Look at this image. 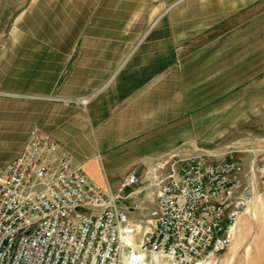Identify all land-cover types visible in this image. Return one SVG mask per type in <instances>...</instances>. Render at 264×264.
I'll use <instances>...</instances> for the list:
<instances>
[{"label":"crops","instance_id":"obj_1","mask_svg":"<svg viewBox=\"0 0 264 264\" xmlns=\"http://www.w3.org/2000/svg\"><path fill=\"white\" fill-rule=\"evenodd\" d=\"M253 26L264 0H0V167L36 127L106 193L137 171L132 207L185 140L189 68L197 89L233 69ZM211 264H264V194Z\"/></svg>","mask_w":264,"mask_h":264},{"label":"built area","instance_id":"obj_2","mask_svg":"<svg viewBox=\"0 0 264 264\" xmlns=\"http://www.w3.org/2000/svg\"><path fill=\"white\" fill-rule=\"evenodd\" d=\"M252 172L264 192V159L247 169L175 154L130 207L123 190L141 183L137 171L106 193L34 127L22 153L0 167V264H211L257 197Z\"/></svg>","mask_w":264,"mask_h":264},{"label":"rangeland","instance_id":"obj_3","mask_svg":"<svg viewBox=\"0 0 264 264\" xmlns=\"http://www.w3.org/2000/svg\"><path fill=\"white\" fill-rule=\"evenodd\" d=\"M248 28L247 40L235 43L233 69H219L214 80L204 79L203 88L197 89L200 75L189 68L186 137L178 148L183 150L180 156L203 155L212 162L235 159L247 169L264 159V26L261 32L256 26ZM183 50L176 48L178 53ZM253 178L256 185L254 173ZM255 190L257 197L264 194L257 185Z\"/></svg>","mask_w":264,"mask_h":264}]
</instances>
